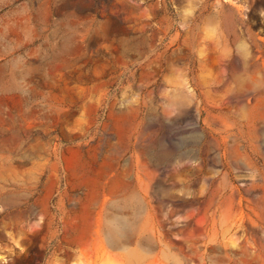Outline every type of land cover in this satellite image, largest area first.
Segmentation results:
<instances>
[{"label":"rangeland","instance_id":"1","mask_svg":"<svg viewBox=\"0 0 264 264\" xmlns=\"http://www.w3.org/2000/svg\"><path fill=\"white\" fill-rule=\"evenodd\" d=\"M0 264H264V0H0Z\"/></svg>","mask_w":264,"mask_h":264}]
</instances>
